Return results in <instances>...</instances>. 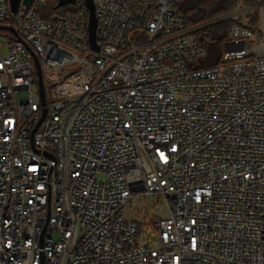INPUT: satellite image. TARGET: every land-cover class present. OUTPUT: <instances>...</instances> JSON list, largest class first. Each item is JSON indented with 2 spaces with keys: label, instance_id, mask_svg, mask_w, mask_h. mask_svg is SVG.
<instances>
[{
  "label": "built area",
  "instance_id": "1",
  "mask_svg": "<svg viewBox=\"0 0 264 264\" xmlns=\"http://www.w3.org/2000/svg\"><path fill=\"white\" fill-rule=\"evenodd\" d=\"M91 1L0 0V264H264V0Z\"/></svg>",
  "mask_w": 264,
  "mask_h": 264
},
{
  "label": "trees",
  "instance_id": "2",
  "mask_svg": "<svg viewBox=\"0 0 264 264\" xmlns=\"http://www.w3.org/2000/svg\"><path fill=\"white\" fill-rule=\"evenodd\" d=\"M240 1L250 5L256 2V0H179L178 10L189 23L195 24L232 11ZM227 29V23L219 24L211 29V37L216 40V43L211 45L201 67H212L219 63Z\"/></svg>",
  "mask_w": 264,
  "mask_h": 264
},
{
  "label": "water",
  "instance_id": "3",
  "mask_svg": "<svg viewBox=\"0 0 264 264\" xmlns=\"http://www.w3.org/2000/svg\"><path fill=\"white\" fill-rule=\"evenodd\" d=\"M69 1L70 0H60L58 7H62L66 4H68ZM20 2H21V0H10L11 9L14 13L17 12ZM31 3H32V0H24L25 5H30ZM88 7L90 10V19H89L90 43H91V47L93 49H96L95 38H96L97 22H96V18H95V14H94V8H93V4H92L91 0H88ZM35 65L37 68L40 96H41L42 104L45 105V103H46L45 102V90H44V84H43V80H42V73H41L40 65L36 59H35ZM46 112H47L46 110L43 111L42 119L39 122V124L37 125L36 129L33 131L32 137L35 134L38 127L40 126V124L42 123V121L44 120V118L46 116Z\"/></svg>",
  "mask_w": 264,
  "mask_h": 264
},
{
  "label": "rangeland",
  "instance_id": "4",
  "mask_svg": "<svg viewBox=\"0 0 264 264\" xmlns=\"http://www.w3.org/2000/svg\"><path fill=\"white\" fill-rule=\"evenodd\" d=\"M47 95H48V89H47ZM160 200L150 198L147 199V207L143 209H139V212L137 213V218L141 219L142 227L146 229V227H153L155 225V222L159 216H163L165 213L160 209L161 205L159 206ZM155 204L154 206L152 205ZM151 204V205H150ZM128 216L130 215V210L128 212Z\"/></svg>",
  "mask_w": 264,
  "mask_h": 264
}]
</instances>
